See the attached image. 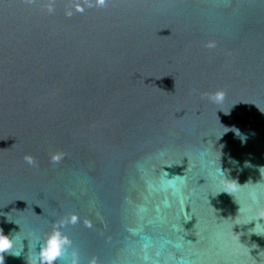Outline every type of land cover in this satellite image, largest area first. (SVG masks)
<instances>
[{
    "label": "water",
    "instance_id": "obj_1",
    "mask_svg": "<svg viewBox=\"0 0 264 264\" xmlns=\"http://www.w3.org/2000/svg\"><path fill=\"white\" fill-rule=\"evenodd\" d=\"M71 214L78 264H264V0H0L4 264Z\"/></svg>",
    "mask_w": 264,
    "mask_h": 264
},
{
    "label": "clouds",
    "instance_id": "obj_2",
    "mask_svg": "<svg viewBox=\"0 0 264 264\" xmlns=\"http://www.w3.org/2000/svg\"><path fill=\"white\" fill-rule=\"evenodd\" d=\"M27 4L34 3V0H25ZM96 4L104 6L106 0H96ZM79 11H83L82 8H78ZM48 11H53L52 7L48 8ZM70 14V13H69ZM209 47H213L214 44H209ZM225 93L222 89L216 90L214 93L208 95V98L214 103H221L224 99ZM25 161L31 165L34 163V159L30 155L25 156ZM62 159L61 153H53L51 160L53 162H59ZM229 179L225 177L227 182ZM78 217L75 214H71L67 219H61L57 224L50 230L43 243L40 244L34 257L29 260V264H57V262L63 261V264H78V257L75 253L72 254V258L66 259L69 255L68 249L71 246V241L61 229L66 224H76ZM90 226V224H88ZM13 247V240L11 236L6 235L0 230V264H4V254L9 253L13 256H19L20 253H13L11 249ZM89 264H96L95 258L89 261Z\"/></svg>",
    "mask_w": 264,
    "mask_h": 264
}]
</instances>
